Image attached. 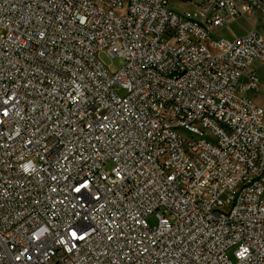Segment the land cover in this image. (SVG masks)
I'll return each mask as SVG.
<instances>
[{
  "label": "built area",
  "instance_id": "built-area-1",
  "mask_svg": "<svg viewBox=\"0 0 264 264\" xmlns=\"http://www.w3.org/2000/svg\"><path fill=\"white\" fill-rule=\"evenodd\" d=\"M180 1L0 0V264H264V0Z\"/></svg>",
  "mask_w": 264,
  "mask_h": 264
},
{
  "label": "rangeland",
  "instance_id": "rangeland-1",
  "mask_svg": "<svg viewBox=\"0 0 264 264\" xmlns=\"http://www.w3.org/2000/svg\"><path fill=\"white\" fill-rule=\"evenodd\" d=\"M172 5L175 9L185 12L192 9L191 6L181 3L180 0H171ZM257 30L264 36V16L257 14L254 17L243 16L240 18L229 19L223 28L218 29L214 33V37L222 40H229L235 37L244 36L249 32ZM103 62L107 66L108 71L111 74L118 72L123 67V62L119 58H110L107 56L102 57ZM258 67V66H257ZM258 80L263 86V90L255 95V101L264 108V66H259L257 69ZM113 168V164L109 163L106 165V170L110 171ZM151 225H156V220L154 218L150 219ZM232 250L228 253L229 257L232 258Z\"/></svg>",
  "mask_w": 264,
  "mask_h": 264
},
{
  "label": "crops",
  "instance_id": "crops-1",
  "mask_svg": "<svg viewBox=\"0 0 264 264\" xmlns=\"http://www.w3.org/2000/svg\"><path fill=\"white\" fill-rule=\"evenodd\" d=\"M243 36V35H242ZM260 66H264V63H256V64H254L253 66H252V69H254L255 71H256V73H257V69H258V67ZM257 75H258V73H257ZM264 84V83H263ZM259 86H260V90L262 91L263 90V86H262V84H261V82H259ZM260 91V92H261ZM254 101H255V98H254ZM256 102V101H255ZM256 104H258L257 102H256ZM259 105V104H258ZM260 106V105H259Z\"/></svg>",
  "mask_w": 264,
  "mask_h": 264
}]
</instances>
